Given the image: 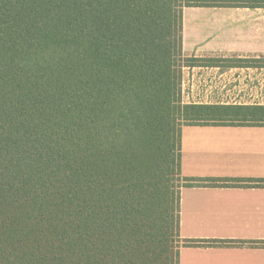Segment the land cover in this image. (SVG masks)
Instances as JSON below:
<instances>
[{
	"label": "trees",
	"instance_id": "trees-1",
	"mask_svg": "<svg viewBox=\"0 0 264 264\" xmlns=\"http://www.w3.org/2000/svg\"><path fill=\"white\" fill-rule=\"evenodd\" d=\"M260 4L0 0V264H179L180 191L218 182L181 176V129L264 127L182 103V69L221 63L183 58L182 13Z\"/></svg>",
	"mask_w": 264,
	"mask_h": 264
},
{
	"label": "crops",
	"instance_id": "crops-1",
	"mask_svg": "<svg viewBox=\"0 0 264 264\" xmlns=\"http://www.w3.org/2000/svg\"><path fill=\"white\" fill-rule=\"evenodd\" d=\"M248 7H192L182 13V56L220 60L184 67L187 105L264 107V0ZM183 178L217 180L180 191L179 264H264V127L186 126Z\"/></svg>",
	"mask_w": 264,
	"mask_h": 264
},
{
	"label": "rangeland",
	"instance_id": "rangeland-1",
	"mask_svg": "<svg viewBox=\"0 0 264 264\" xmlns=\"http://www.w3.org/2000/svg\"><path fill=\"white\" fill-rule=\"evenodd\" d=\"M182 185H183V182L181 181V179H174L172 182L174 191H177Z\"/></svg>",
	"mask_w": 264,
	"mask_h": 264
}]
</instances>
